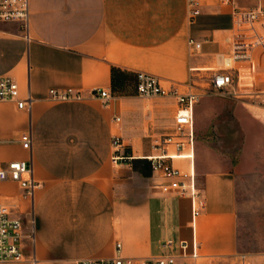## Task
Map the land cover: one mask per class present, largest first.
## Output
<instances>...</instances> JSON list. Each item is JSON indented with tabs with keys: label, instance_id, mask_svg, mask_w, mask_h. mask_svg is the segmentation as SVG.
<instances>
[{
	"label": "crops",
	"instance_id": "0c3cea01",
	"mask_svg": "<svg viewBox=\"0 0 264 264\" xmlns=\"http://www.w3.org/2000/svg\"><path fill=\"white\" fill-rule=\"evenodd\" d=\"M201 3L202 14L192 19L187 0H31L29 38L18 23L0 24V77L12 78L21 97L35 101L31 110L0 103V165L32 162L41 184L31 201L20 185L0 183V206L27 227L30 217L35 221V247L24 244L28 259L145 260L162 256L165 242L194 240L197 264L237 258L238 178L247 168L217 154L211 140L236 126L261 134L251 144L264 143V13L253 27L244 14L264 12V0ZM190 39L202 45L199 51L190 50ZM139 72L202 96L194 128L205 208L196 219L190 198L161 194L165 181L145 160L155 155L151 138L174 128L178 106L139 97ZM218 73L234 78L225 97L209 94ZM71 88L87 99L48 96ZM94 90L111 98H91ZM115 137L130 160L113 162ZM28 139L31 150L23 148ZM174 165L188 169L184 161ZM246 262L264 264V255Z\"/></svg>",
	"mask_w": 264,
	"mask_h": 264
},
{
	"label": "built area",
	"instance_id": "2783aa9c",
	"mask_svg": "<svg viewBox=\"0 0 264 264\" xmlns=\"http://www.w3.org/2000/svg\"><path fill=\"white\" fill-rule=\"evenodd\" d=\"M30 4L31 0H0V24H20L29 38L30 32ZM192 19L202 14L201 0H187ZM258 13H244L246 22L253 27L259 20ZM239 14V13H238ZM190 50L199 51L202 45L194 39L189 41ZM227 60V66L230 64ZM137 95L142 98L158 99L164 98L176 102L178 109L175 116L174 130L172 134L164 136L156 141L152 147L155 155L145 157L151 165L154 174L161 177L165 182L160 184L161 194H174L180 197L190 198L192 204V215L194 219L201 215L205 208V199L202 197L198 186L196 172V146H195V107L200 102L202 96L191 91V87L174 86L166 88L159 78L149 74L139 72L136 74ZM234 87V78L230 74L218 73L214 75L212 91L220 96H227ZM51 101L71 102L85 101L83 93L73 88L67 90H52L49 92ZM91 98L108 100L110 94L102 90H94L90 94ZM16 103L19 110H31L34 99L28 95L21 97L20 86L10 77H0V103ZM116 121L119 122V119ZM32 140L23 142L25 150H31ZM115 149L114 163H122L130 158L122 153V141L120 138L113 139ZM184 161L188 163V169L176 168L174 162ZM13 182L24 190L23 197L31 201L34 200L36 191L41 187L34 179V167L32 162H12L7 165H0V183ZM29 226L24 220L14 218L11 212L0 206V264L24 263L39 264L36 254L27 258L24 254V244L30 241L35 247V221L29 218ZM164 250L162 256L141 260L136 258H123L118 256L110 260H82L75 264H197L200 259V249L197 242L192 243L180 241L175 244L173 241L165 242L162 245ZM121 245L116 246V251L120 253Z\"/></svg>",
	"mask_w": 264,
	"mask_h": 264
},
{
	"label": "rangeland",
	"instance_id": "374dc122",
	"mask_svg": "<svg viewBox=\"0 0 264 264\" xmlns=\"http://www.w3.org/2000/svg\"><path fill=\"white\" fill-rule=\"evenodd\" d=\"M129 87L132 88V84ZM209 94L218 93L210 90ZM232 130L234 132H224L218 137L213 135L211 142L220 146L215 151L217 154L247 168L238 178L239 255L227 264H249L248 256L264 255V143H250V138L261 136L260 133H243L236 126ZM172 132L170 128L166 135L151 138V145Z\"/></svg>",
	"mask_w": 264,
	"mask_h": 264
}]
</instances>
